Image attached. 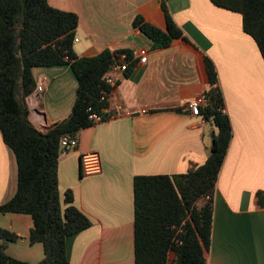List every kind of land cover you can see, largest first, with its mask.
<instances>
[{"label": "crops", "instance_id": "obj_1", "mask_svg": "<svg viewBox=\"0 0 264 264\" xmlns=\"http://www.w3.org/2000/svg\"><path fill=\"white\" fill-rule=\"evenodd\" d=\"M73 1H77L74 6ZM79 16L74 50L81 58L105 50L146 49L148 60L113 91L115 117L83 130L79 146L61 156L59 189L92 226L67 239L70 264H135L134 179L186 174L206 163L217 128L191 114L188 104L209 90L204 58L215 64L233 139L213 196L209 264H264V58L244 30L243 16L211 0H49ZM163 4L183 32L163 49L133 26L137 17L166 30ZM37 88L27 99L40 131L68 118L78 81L68 66L34 69ZM39 86L43 92L38 93ZM122 108L119 115L118 108ZM148 113L142 114V110ZM132 115L127 116L125 113ZM98 153L101 172L86 176L82 156ZM18 187L15 154L0 132V205ZM30 215L0 212V228L19 237L7 245L15 259L39 264L43 244H31Z\"/></svg>", "mask_w": 264, "mask_h": 264}, {"label": "trees", "instance_id": "obj_2", "mask_svg": "<svg viewBox=\"0 0 264 264\" xmlns=\"http://www.w3.org/2000/svg\"><path fill=\"white\" fill-rule=\"evenodd\" d=\"M218 8L243 16L245 32L257 43L264 58V0H211ZM166 30L137 17L133 26L153 42L154 49L169 47L184 37L168 6L163 4ZM79 16L54 8L49 0H0V132L15 154L18 187L15 196L0 205V212L30 215L34 227L31 244H43L39 264H70L67 239L92 226L75 205L68 190L62 199L59 164L65 137L78 138L95 126L93 113L102 114L111 93L106 76L122 55L130 62L127 77L137 66L133 51L105 50L81 58L74 50ZM210 88L201 108L217 128L210 155L202 166L186 174L138 176L134 179L135 264H209L212 245L213 200L219 175L233 139V127L225 112V98L214 62L205 57ZM68 66L78 81L70 116L44 131L30 121L27 99L37 85L34 69ZM264 208V192L256 195ZM18 236L0 228V264H30L7 254V245Z\"/></svg>", "mask_w": 264, "mask_h": 264}, {"label": "built area", "instance_id": "obj_3", "mask_svg": "<svg viewBox=\"0 0 264 264\" xmlns=\"http://www.w3.org/2000/svg\"><path fill=\"white\" fill-rule=\"evenodd\" d=\"M75 42H78L76 39ZM133 59L139 60L140 63L145 64L148 60V51L146 49H140L133 52ZM130 62L128 61L127 55H122L120 60H118L114 65H112L109 73L106 76V84L112 88V92L109 94L105 93L103 100H107L109 105L106 109L103 110L102 114L93 113L90 115V119L94 124H100L105 122L108 119L115 117L113 110L111 108V97L113 91L119 86V84L127 78V73L129 71ZM38 93L43 92V87L39 86L37 89ZM207 104V98L205 95L200 96L192 100L188 104V108L191 111V114L195 117H202L201 108ZM119 115L122 112V108H118ZM148 113V110H142V114ZM124 115L131 116L130 112L125 113ZM79 146L78 138L65 137L61 141V147L63 149L62 155H65L71 149H76ZM82 172L86 176L98 174L101 172V162L98 153H88L82 156ZM207 201L213 200L212 197L208 196Z\"/></svg>", "mask_w": 264, "mask_h": 264}, {"label": "rangeland", "instance_id": "obj_4", "mask_svg": "<svg viewBox=\"0 0 264 264\" xmlns=\"http://www.w3.org/2000/svg\"><path fill=\"white\" fill-rule=\"evenodd\" d=\"M74 6H77V1H73L72 3Z\"/></svg>", "mask_w": 264, "mask_h": 264}, {"label": "water", "instance_id": "obj_5", "mask_svg": "<svg viewBox=\"0 0 264 264\" xmlns=\"http://www.w3.org/2000/svg\"><path fill=\"white\" fill-rule=\"evenodd\" d=\"M214 140V138H212Z\"/></svg>", "mask_w": 264, "mask_h": 264}]
</instances>
